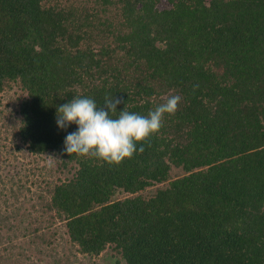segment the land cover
I'll list each match as a JSON object with an SVG mask.
<instances>
[{"label": "trees", "instance_id": "trees-1", "mask_svg": "<svg viewBox=\"0 0 264 264\" xmlns=\"http://www.w3.org/2000/svg\"><path fill=\"white\" fill-rule=\"evenodd\" d=\"M14 84L17 136L66 173L38 195L31 248L56 251L61 223L79 253L126 264H264V0H0V92ZM173 95L131 158L64 151L74 96L121 98L117 118ZM7 241L0 264H36Z\"/></svg>", "mask_w": 264, "mask_h": 264}, {"label": "rangeland", "instance_id": "rangeland-1", "mask_svg": "<svg viewBox=\"0 0 264 264\" xmlns=\"http://www.w3.org/2000/svg\"><path fill=\"white\" fill-rule=\"evenodd\" d=\"M23 94L17 84L8 85L0 92V210L10 216L6 224L0 222V251L12 238L36 264H126L112 247L98 256L79 253L67 242L66 228L61 223L57 225L59 244L52 254L37 252L29 246L28 237L22 235L23 228L36 214L38 195L47 194V181L66 175L57 169L55 157L32 154L17 136Z\"/></svg>", "mask_w": 264, "mask_h": 264}, {"label": "clouds", "instance_id": "clouds-1", "mask_svg": "<svg viewBox=\"0 0 264 264\" xmlns=\"http://www.w3.org/2000/svg\"><path fill=\"white\" fill-rule=\"evenodd\" d=\"M180 97L170 96L166 102L144 116L120 110L119 116L112 113L122 103L121 98L106 99L104 106L98 107L89 97H73L57 109L56 124L66 129L72 124L76 130L68 133L64 140V151L78 155H95L109 163H120L131 158L137 151V142L145 140L162 127L165 114H174Z\"/></svg>", "mask_w": 264, "mask_h": 264}]
</instances>
